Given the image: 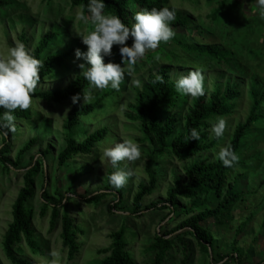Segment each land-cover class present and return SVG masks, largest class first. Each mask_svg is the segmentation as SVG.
I'll use <instances>...</instances> for the list:
<instances>
[{"label": "rangeland", "instance_id": "374dc122", "mask_svg": "<svg viewBox=\"0 0 264 264\" xmlns=\"http://www.w3.org/2000/svg\"><path fill=\"white\" fill-rule=\"evenodd\" d=\"M9 1L11 2L9 8L0 9V58L9 56L11 48L18 43V36L22 32L29 39V51L34 49L45 33L63 35L57 39V42L53 39L45 55L66 51L71 45L78 46L81 51H86L87 46L82 43L80 35L88 34L90 14L88 21L85 22L81 19V9L72 8L66 0ZM169 3L175 10L191 14L195 20V31L187 32L182 27H172L176 33L175 36L190 43L215 44L221 48H233L238 63L246 69V72L250 70L249 59L253 66L258 63L256 51L259 50L261 53L258 59L262 62L260 63L262 68L254 69L264 79V18H261L259 14L257 0H215L211 5L206 4L205 0L192 2L169 0ZM216 11L217 16L213 19L211 15ZM234 38L235 43L231 45ZM119 47L118 45L113 46V55L105 57V63L112 61L121 63L123 66ZM171 48L172 45L167 44L165 50L169 51ZM156 50L147 51L131 71L125 66L126 74L120 89L117 90L119 93H109L95 105L94 112L89 116L81 117V124L76 126L74 131L78 142L99 129H106L104 140L98 143L89 155L77 156L68 164L58 168L56 158L64 148L62 125L72 108L84 103H94V98L106 89H87L84 92L90 91L91 99L85 102L84 92L76 103L70 100L62 104L48 105L43 101L32 99L28 108L33 114L32 119L15 118L14 123L18 130L10 141V150L5 158L13 163L19 150L30 139L37 138V142L14 169L7 170L0 163V258L2 264H10L4 256L2 240L7 225L12 219V205L18 191L23 186L25 168L35 160L41 162L42 168L36 178L34 197L27 203V207L30 206L33 210L32 224L45 255L33 256L24 243L20 245V249L23 252L21 255L33 260L36 264H96L103 258V255L97 254V251L110 245V233L121 226H124L126 232V249L132 260L137 264H149L152 254L147 253V247L153 241L158 228L167 224L165 231L169 232L183 222L186 202L169 217H167L169 210H146L145 208L151 203L164 202L166 192L173 184L174 178H184V167L195 159L215 161L219 158L218 153L227 145L234 127L239 122H243L247 116L250 104L246 92L247 78L231 75L223 65L203 64L196 68L192 62L199 64L200 60L190 58L181 51L168 62L147 56L148 53ZM81 63L87 65L82 58L77 59L74 52L73 58L67 63L68 71L62 74L58 69H54L50 76L38 81L34 92L65 87L75 76L82 73L83 69L79 67ZM166 63L170 64L172 80L188 74L193 69H200L204 76L206 96L212 92L215 83L224 87L227 80H231L238 81L243 86L242 97L236 102L234 113L231 116L222 117L226 120L223 142L210 151L203 152L184 162L170 157L161 158L158 161L156 164L158 186L152 195L145 197L142 201L141 213L134 214L133 198L139 186L148 182L144 164L145 156L151 148L147 143L139 142L142 137L139 124L129 121L125 114L128 112V104L132 103L135 98V91L141 88L147 76L155 73L160 66ZM137 79L141 81V86L133 83ZM192 99L193 97L188 96L184 107L176 110L181 117L186 113ZM216 121L217 119L209 122L207 132L210 138L215 136L211 129ZM126 139L138 143L142 152L141 157L136 161L120 162V167L131 171L132 175L120 189H115L110 184L112 192L107 193V196L98 203H86L83 198L105 191L110 175L116 171L110 161L103 157V149ZM1 144L0 138V146ZM43 152H46L45 159L41 155ZM242 152V157L248 161L247 164L242 167L238 165L234 171L230 172V175L241 174L236 178V186L247 195L244 200L236 204L232 220L217 225L213 219H209L204 224L214 237L213 253L206 254L200 249L197 240L186 235L183 241L188 243L187 249L184 250V245L176 243L167 255L164 264H182L183 261L185 264H216L220 262V257L233 252L232 242L235 239L237 240L236 248L241 249L244 254L242 264H261L264 260V126L251 131L243 143ZM244 167L248 170H244ZM42 186H46L51 195L58 191L57 196L61 194L68 198L66 207L68 214L74 224L83 231V235L78 237V254L71 261L67 259L61 245L60 221H57L56 226L50 231V212L48 211L44 217L40 216ZM121 191L122 197L116 198ZM115 203V210L109 212L108 207ZM239 225H242V232L237 234Z\"/></svg>", "mask_w": 264, "mask_h": 264}, {"label": "trees", "instance_id": "16d2710c", "mask_svg": "<svg viewBox=\"0 0 264 264\" xmlns=\"http://www.w3.org/2000/svg\"><path fill=\"white\" fill-rule=\"evenodd\" d=\"M72 8H80L81 14L89 16V0H66ZM194 1V0H184ZM215 0H205L206 4L211 5ZM11 6L9 0H0V9H7ZM169 7L174 9L169 0H105V13L118 15L123 22L131 27L134 23V14L144 9L153 7ZM176 18L171 22V27H182L187 32L195 31V20L187 12L175 10ZM217 11L211 17L215 19ZM191 28V29H190ZM88 33L93 29L91 21L88 23ZM61 33H45L38 41L30 53L43 63L40 68V80L50 76L54 69L65 74L68 71L67 63L73 58V54L78 46H73L62 52L45 55L49 44L61 36ZM63 36V35H62ZM241 38V37H239ZM244 41V39H243ZM18 42H23L29 50V39L22 32L18 36ZM130 38L127 43L132 44ZM235 43L233 39L231 45ZM167 44L172 45L171 50L166 51ZM75 47V48H74ZM179 51L187 54L190 58L200 60L197 64L192 62L193 66H203V64H216L225 66L231 75L247 78V97L250 102L247 116L243 122H239L234 127L228 138L227 145L234 150L239 160L234 167H225L218 158L215 161L197 158L192 163L184 167V178L175 177L173 184L166 192L164 202L151 203L146 210H169V217L187 203L184 208L183 222L172 231L166 232L167 224L161 225L151 242L147 247V253L152 254L149 264H164L169 252L176 243H180L183 249H187L188 243L183 241V237L188 235L197 240L200 249L210 255L213 253L214 237L210 230L204 225L209 219L219 225L230 221L234 217V208L240 200H244L246 193L237 188V176L240 173L230 175L239 165L242 167L247 164L242 155V146L244 141L255 128L264 126V79L254 68L261 69L262 63L258 56L261 53L256 51L258 63L253 66L249 64L250 70L242 67L237 61V55L232 48H221L215 44H198L195 42H186L185 39L174 36L168 42H161L156 51L148 53L151 59H164L166 62L179 54ZM263 52V51H262ZM255 58V61H256ZM253 60V58H252ZM251 60V61H252ZM191 61V60H190ZM242 62V61H241ZM207 66V67H208ZM260 66V68H259ZM198 68V67H196ZM170 64L160 66L153 74H149L142 84L141 88L136 90L135 98L128 104V112L125 117L132 122L139 124V131L142 137L140 143H147L151 151L145 156L144 171L147 176V184H141L138 192L133 198V213H141V204L145 197L154 193L158 186V172L156 164L161 158H175L179 162H184L200 155L203 152L210 151L212 148L224 141V135L220 138L216 136L209 137L207 128L209 122L218 118L231 116L236 108V102L242 97L243 86L241 83L227 80L224 87L218 83L213 85V90L206 96L193 98L187 111L181 117L178 109L184 107L187 103L188 95H184L176 90V81L170 77ZM162 77V81L158 79ZM89 89V82L83 74L74 77L65 87L61 89L33 92L32 99L43 101L50 104H62L72 100L76 94H80ZM111 92H117L114 89L104 90L94 103L82 104L72 108L66 115L62 129L64 148L57 155L58 168L68 164V162L77 156L89 155L96 145L104 140L106 129H99L87 135L83 141L78 142L75 138V128L81 124V117L89 116L94 112L95 105L103 100ZM6 111L0 108V115ZM14 116L17 119L31 120L33 114L29 109H16ZM196 128L199 131L200 138L192 139L191 129ZM18 127L15 126L14 132L4 135L6 129L0 130L2 144L0 146V163L7 169H14L21 158L36 144L37 138L30 139L16 155L15 162L5 158L10 150V141L17 133ZM46 152L41 153L45 159ZM42 168L41 162L34 161L25 168L23 174V186L18 191L15 201L12 205V219L7 225L2 240V249L4 256L10 264H36L33 260L21 255L23 252L20 245L24 243L28 251L37 257L45 255L42 244L36 235L32 224L33 210L27 203L34 197L35 183L38 173ZM248 170L247 167L243 168ZM234 184H233V183ZM236 186V187H235ZM112 192L110 182L104 192L95 193L92 196L83 198L86 203H98L107 193ZM58 191L51 195L46 186H42L40 192L41 210L40 216L44 217L47 212L49 215V230H53L57 221H60L59 237L61 245L69 261L73 260L78 254V237L83 235V231L78 228L67 211L68 198L59 194ZM122 191L116 196H121ZM122 197V196H121ZM121 199V198H120ZM119 199V200H120ZM116 203L108 207L109 212L115 210ZM242 232V225L238 226L237 234ZM125 229L121 226L109 235L110 245L97 251L103 258L96 264H137L130 257L126 249ZM236 239L232 242V253L220 257V262L216 264H242L244 254L241 249L236 248ZM186 246V247H185ZM0 264L1 258H0ZM182 264H185L183 261ZM264 264V260L261 262Z\"/></svg>", "mask_w": 264, "mask_h": 264}, {"label": "clouds", "instance_id": "9594fccd", "mask_svg": "<svg viewBox=\"0 0 264 264\" xmlns=\"http://www.w3.org/2000/svg\"><path fill=\"white\" fill-rule=\"evenodd\" d=\"M257 6L261 18H264V0H257ZM87 7L93 29L86 35H80L87 49L81 51L77 48L75 56L87 62V65L79 64V67L83 69L82 74L89 82L90 89L119 90L125 78V66L131 71L147 51L157 49L161 42H168L176 34L171 27V22L176 18L175 9L166 6L136 12L131 27L118 15L105 13V0H89ZM81 19L87 22L89 16L81 14ZM130 38L133 41L131 45L127 43ZM114 45L120 46L123 66L112 61L105 63V57L113 55ZM42 63L30 53L23 42H18L12 47L7 58H0V108L6 110L0 115V130H7L4 131V135L15 131L14 111L30 107L32 94L40 79ZM158 79L162 81V77ZM133 83L141 86L139 79ZM175 86L177 92L193 98L205 94L204 76L200 69H193L182 75ZM83 99L84 102L91 99L90 91L84 92ZM79 100L80 94L72 97L73 103ZM211 130L217 138L222 137L226 130V120L218 118ZM190 135L192 139L200 138L196 128L191 129ZM141 155L140 145L130 139L116 142L103 149V157L116 169L109 177V182L115 189L122 188L132 175L131 171L120 167V162L136 161ZM218 156L225 167H234L239 160L238 154L230 147L221 148Z\"/></svg>", "mask_w": 264, "mask_h": 264}]
</instances>
